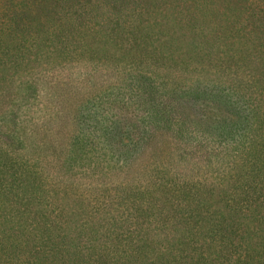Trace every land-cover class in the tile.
Wrapping results in <instances>:
<instances>
[{"label": "rangeland", "instance_id": "374dc122", "mask_svg": "<svg viewBox=\"0 0 264 264\" xmlns=\"http://www.w3.org/2000/svg\"><path fill=\"white\" fill-rule=\"evenodd\" d=\"M0 264H264V0H0Z\"/></svg>", "mask_w": 264, "mask_h": 264}]
</instances>
